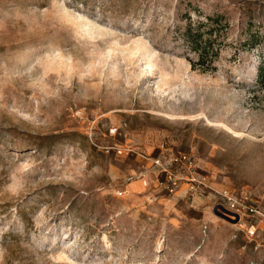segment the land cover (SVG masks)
<instances>
[{
  "label": "rangeland",
  "instance_id": "obj_1",
  "mask_svg": "<svg viewBox=\"0 0 264 264\" xmlns=\"http://www.w3.org/2000/svg\"><path fill=\"white\" fill-rule=\"evenodd\" d=\"M226 193L264 216V0H0V264H264Z\"/></svg>",
  "mask_w": 264,
  "mask_h": 264
},
{
  "label": "trees",
  "instance_id": "obj_2",
  "mask_svg": "<svg viewBox=\"0 0 264 264\" xmlns=\"http://www.w3.org/2000/svg\"><path fill=\"white\" fill-rule=\"evenodd\" d=\"M210 18H206L207 22ZM208 26L209 23H207ZM204 24L203 23H192V20L188 17L186 30H185V39L189 42V46L195 53H197L199 59H202L208 54L207 50L210 46V41L206 42V35H204V31H201ZM207 26V27H208ZM205 27V28H207ZM209 35H212V31L210 29H206ZM205 40V41H204ZM204 41V42H203ZM251 45L254 46L256 44L254 37L250 38Z\"/></svg>",
  "mask_w": 264,
  "mask_h": 264
},
{
  "label": "built area",
  "instance_id": "obj_3",
  "mask_svg": "<svg viewBox=\"0 0 264 264\" xmlns=\"http://www.w3.org/2000/svg\"><path fill=\"white\" fill-rule=\"evenodd\" d=\"M223 197L226 199L227 202V205L224 209H226L232 214L238 215L239 218L244 215L251 217L260 216L264 218V216L260 213V211H258L257 207L254 205V203L246 195L237 198L226 193L223 195ZM251 228L254 229V226H251Z\"/></svg>",
  "mask_w": 264,
  "mask_h": 264
},
{
  "label": "water",
  "instance_id": "obj_4",
  "mask_svg": "<svg viewBox=\"0 0 264 264\" xmlns=\"http://www.w3.org/2000/svg\"><path fill=\"white\" fill-rule=\"evenodd\" d=\"M214 214L220 219L229 222L231 224H236L239 222L240 218L236 214H232L223 207H217L214 211Z\"/></svg>",
  "mask_w": 264,
  "mask_h": 264
}]
</instances>
